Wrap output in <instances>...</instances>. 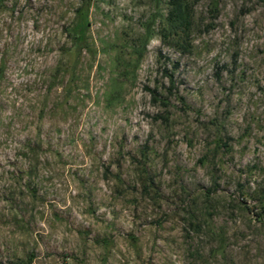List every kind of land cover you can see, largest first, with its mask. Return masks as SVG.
<instances>
[{
  "label": "rangeland",
  "instance_id": "374dc122",
  "mask_svg": "<svg viewBox=\"0 0 264 264\" xmlns=\"http://www.w3.org/2000/svg\"><path fill=\"white\" fill-rule=\"evenodd\" d=\"M182 3L0 0V264H264V0Z\"/></svg>",
  "mask_w": 264,
  "mask_h": 264
},
{
  "label": "trees",
  "instance_id": "16d2710c",
  "mask_svg": "<svg viewBox=\"0 0 264 264\" xmlns=\"http://www.w3.org/2000/svg\"><path fill=\"white\" fill-rule=\"evenodd\" d=\"M170 3V20L172 24L175 25V28H181L188 20L185 16V9L183 7L182 0H170Z\"/></svg>",
  "mask_w": 264,
  "mask_h": 264
}]
</instances>
